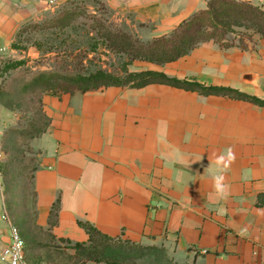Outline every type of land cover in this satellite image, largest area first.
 Instances as JSON below:
<instances>
[{"label":"crops","instance_id":"crops-1","mask_svg":"<svg viewBox=\"0 0 264 264\" xmlns=\"http://www.w3.org/2000/svg\"><path fill=\"white\" fill-rule=\"evenodd\" d=\"M69 1L0 0V64L21 51L13 43L23 25ZM102 1L148 41L169 35L210 0ZM245 43L211 40L175 61L135 60L129 70L162 71L264 99V37ZM43 104L51 123L33 142L39 151L33 188L44 228L60 203L51 229L57 239L87 242L79 224L86 220L110 236L163 247L175 264H264V105L166 83L46 94ZM16 122L0 104V145ZM228 149L234 162L217 167ZM217 175L225 177L226 195L214 188ZM4 210L0 179L1 247L10 242Z\"/></svg>","mask_w":264,"mask_h":264},{"label":"rangeland","instance_id":"rangeland-1","mask_svg":"<svg viewBox=\"0 0 264 264\" xmlns=\"http://www.w3.org/2000/svg\"><path fill=\"white\" fill-rule=\"evenodd\" d=\"M248 1L264 9V0ZM118 31L127 32L142 40L137 33L131 32L118 22L102 0H70L57 6L43 19L31 20L23 25L17 38L21 51L14 57L5 58L4 61L25 59V64L8 72H1L0 68V104L18 117V122L9 126L1 139L0 148L3 155L0 158V179L3 201L10 220L19 227L22 235H26L31 241H50L46 232L41 233L35 226L36 192L27 184L30 180L26 177L27 174H24V169L29 170L37 165L39 151L33 145L37 137H13L9 129L24 130L29 127L38 109L39 97L45 93H59L44 88L28 92L23 89V85L43 72L76 75L88 74L101 68L123 74L122 64L129 57L119 53L105 39L107 33ZM254 35L260 34L254 29L236 28L235 33H229L226 37L239 40L240 37L253 38ZM2 65L3 63L0 67ZM46 84L51 86L55 82ZM42 122L45 120L41 119L37 126H41ZM6 132L8 141L3 151ZM50 242L51 246L55 247L43 250L41 264L73 263L71 248L58 240ZM151 253L152 251L146 250L135 252L136 264H166Z\"/></svg>","mask_w":264,"mask_h":264},{"label":"trees","instance_id":"trees-1","mask_svg":"<svg viewBox=\"0 0 264 264\" xmlns=\"http://www.w3.org/2000/svg\"><path fill=\"white\" fill-rule=\"evenodd\" d=\"M236 28L254 29L261 37H264V9L248 0H210L208 7L193 14L184 20L169 35L160 36L148 41H142L133 37L127 32L118 31L113 34L107 33L105 39L119 53H124L129 59L122 64L123 74H117L107 69H97L88 74L61 75L55 73H40L35 75L23 85V89L28 92H36L40 88L52 89L62 95L65 93H74L78 90L88 91L109 86H131L143 87L152 83H166L187 90L198 91L204 95H227L235 98L249 100L259 105H264V99L255 95L247 94L239 89L223 85H206L198 81L182 79L175 76H169L162 71L147 69L142 71H130L129 65L135 60H144L165 64L175 61L198 47L203 42L215 41L224 47L239 45L246 47L245 38L229 39L226 37L229 33H235ZM20 32V30H19ZM18 32V35H19ZM17 35V38H18ZM250 38V37H249ZM13 47L20 49L21 45L16 40ZM25 59L4 61L1 72H8L19 68L25 64ZM47 82H55L51 86H46ZM42 89L43 91H45ZM2 86H0V92ZM42 94L38 99V109L32 123L24 130L9 129L11 136L26 135L27 137H40L48 129L51 119L44 110ZM41 119L42 125L37 126ZM8 132V131H7ZM7 132L5 133V142L2 145L3 151L7 147ZM7 134V135H6ZM37 165L32 169H24V174L30 180V186L33 187L34 173ZM23 176V177H25ZM29 186V185H28ZM34 189V188H33ZM36 192V191H35ZM37 198V197H36ZM264 204V193L259 196V205ZM60 203L57 201L51 211L50 227L44 228L37 223L36 228L47 234L50 241L64 242L66 247L74 249L72 254V264H86L89 261L106 264H136L134 253L137 251H152L151 254L166 264H175L169 258L166 250L158 246H145L141 243L123 238L122 236L113 237L103 233L93 223L86 220H79V224L89 234L87 242H73L70 239H57L51 232L52 227L57 222ZM21 232V230H20ZM22 235V233H21ZM25 242V255L31 264H41L43 259V250L50 249L51 242L43 239L31 241L22 235Z\"/></svg>","mask_w":264,"mask_h":264},{"label":"built area","instance_id":"built-area-1","mask_svg":"<svg viewBox=\"0 0 264 264\" xmlns=\"http://www.w3.org/2000/svg\"><path fill=\"white\" fill-rule=\"evenodd\" d=\"M51 4L55 5V0H51ZM2 155L3 153L0 148V158ZM3 218L9 223L10 242L4 247L0 245V264H31L25 255V242L19 227L10 220L6 210H4Z\"/></svg>","mask_w":264,"mask_h":264},{"label":"clouds","instance_id":"clouds-1","mask_svg":"<svg viewBox=\"0 0 264 264\" xmlns=\"http://www.w3.org/2000/svg\"><path fill=\"white\" fill-rule=\"evenodd\" d=\"M235 160V154L231 149H228L227 155L218 156L215 163L217 167H223L224 169L228 168L231 163ZM225 177L223 175H217L214 177V188L216 192L220 195H226L227 186L224 183Z\"/></svg>","mask_w":264,"mask_h":264}]
</instances>
